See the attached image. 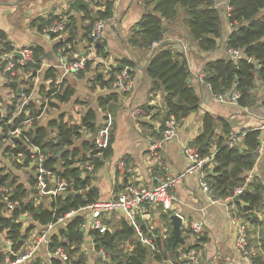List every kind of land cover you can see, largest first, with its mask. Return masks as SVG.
<instances>
[{"label":"trees","instance_id":"trees-1","mask_svg":"<svg viewBox=\"0 0 264 264\" xmlns=\"http://www.w3.org/2000/svg\"><path fill=\"white\" fill-rule=\"evenodd\" d=\"M227 2L232 7L230 15H227L225 9L221 10L224 8L223 0H144L146 8L149 10L137 22L129 41L132 45L140 47H151L153 41L159 42L148 61L147 69L153 79V87L164 86L167 92L165 97L166 116H172L176 124L200 106V98L189 81L191 71L185 52L175 48L172 43L164 42L168 30L166 21H175L180 10L186 15L190 36L198 48L205 51L218 46L222 35L224 15L232 25V30L226 40L227 50L239 49L241 56L239 58L229 56L208 63L205 66L204 79L215 94H226L234 89L240 91L241 96L238 104L242 107H249L257 103L253 89L257 80L264 84V0H227ZM85 10L90 18L85 36L90 40L89 32L95 22L99 19L108 20L113 16L114 3L112 0H107L102 8L92 11L90 7H85ZM71 19L70 16L66 20V29L71 26ZM45 24L43 22L40 28L43 29ZM72 40L73 38L70 37L64 41ZM98 42L100 43L97 46V53L105 56L103 43L101 40ZM63 44L62 40L57 39L54 47L58 48ZM0 48L4 53L14 50V46L2 31H0ZM32 48L35 61L27 63L24 70L34 73L41 67L44 60L49 58V55L43 45H34ZM250 59H254L255 62H250ZM121 62L129 67V72L133 76L134 62L129 59H123ZM90 65L91 61H88L86 68L76 75L82 77ZM61 69L57 65L43 66L41 81L35 92L30 94L31 87L25 90L27 95H31L26 109L13 117L10 123L7 121L11 118H0V126H3V130H12L25 119L30 117L35 119L41 113L42 109L35 107L33 96L36 97V94L46 96L51 105H55L56 101L65 103L74 100L75 85L73 81L71 82L67 75L60 81L58 80L62 76L63 69ZM120 70L121 68L116 64L111 68L108 77H105L103 73L99 74L98 71L93 73L92 78L95 77L94 80L99 82L102 88L108 90L96 96L97 105H90L86 109L82 114L81 122H74L70 114L60 112L46 123H33L34 126L24 130L30 138V143L43 151L47 148L51 151L46 153L44 165L57 177L66 179L67 184L61 193L51 195L34 190L38 180L36 173L30 174L29 181L31 183L26 185L23 181H18L13 176V172H6L4 166L0 165V222L3 228L8 229L7 234L13 241L15 251L23 246L31 230L37 227L41 229L70 209L87 206L98 198V190L91 187L92 175L111 155L112 138H109L107 147L100 148L96 145L93 136L98 131L101 121L108 119L106 115L99 116V109H114V104L119 98L120 93L117 89H109L115 79V72ZM46 81L49 82L46 84ZM6 84L14 87L7 81ZM47 86L49 87L47 88ZM15 93L18 98L21 96V92H18L16 88L14 89ZM262 103L264 104V99ZM14 104L15 102L8 106L10 110L14 109ZM218 122L222 125L223 134L216 139ZM84 131L90 133V138H83ZM233 133L232 127L226 119L217 118L210 112H205L203 130L192 144L198 148L202 156H207L211 153L212 144L216 139L217 149L211 159L214 166L211 171L207 172L205 180L213 188L215 194L220 197L233 194L238 185L246 183L244 191L238 195L239 200L235 201V204L239 213L243 214L242 217L245 219L247 217L251 222H254L256 218L252 216V212L258 210L264 201V182L256 176L247 181L246 173L256 164L262 133L258 128L244 129L237 134L243 135L241 143L231 146L225 135L231 136ZM77 139H80V144L75 143ZM4 150L9 154L13 151L25 154L24 162L16 163L17 165H30L31 152L23 140L8 143L4 146ZM87 161L94 164V170L90 173L85 169ZM49 186H52V183ZM76 191L79 193H75ZM45 197L49 198L48 202L45 201ZM6 198L17 202L9 216L5 214ZM28 215H31L34 223L24 227L23 223ZM82 222L83 216L77 214L70 218L64 227H59L51 234L49 250L53 251L61 246L66 249L68 254L67 259L52 257L51 264L81 263V259L71 260V246L75 247L72 250L74 251L80 248L84 241L85 231L80 227ZM133 233V229L127 223L116 231H91L96 248H104L110 252L112 261L108 264H146L150 250L143 241L137 239L131 251L122 247L120 239L130 238ZM173 240L174 235H171L168 240L160 238L155 240L153 257L157 261L167 259L170 252L172 255L170 264H181L182 261L176 259L177 246L172 249ZM3 258V253L0 252V263ZM252 258L256 264V257Z\"/></svg>","mask_w":264,"mask_h":264},{"label":"crops","instance_id":"crops-1","mask_svg":"<svg viewBox=\"0 0 264 264\" xmlns=\"http://www.w3.org/2000/svg\"><path fill=\"white\" fill-rule=\"evenodd\" d=\"M71 1L0 0V31L16 48L43 45L49 55L47 65L60 67L61 57L58 48L54 47L57 37L47 30L50 21L61 18L67 20L71 16V26L62 34L64 39L72 37L74 48L77 50H83L88 43V38L85 35L86 28L90 23L89 14L85 10V6H81L76 11L71 5ZM105 1L107 0H101L96 5L91 4L90 8L92 11L102 8ZM112 1L114 3L113 16L106 20L101 38L105 56L98 55L102 60L111 64H124L121 62L123 59L133 61L135 64L132 76L134 86L125 92L117 89L120 95L114 104V109H99V116L109 117V138H112V153L92 175L91 187L98 190L96 200L113 197L131 181L152 187L161 177L178 174L187 169L190 162L184 153V147L187 144H192L197 135L202 132L205 112H210L217 118L226 119L236 135L244 129L256 128L264 120V104L262 103L264 84H261L260 81L257 80L253 89L257 103L249 107L245 106L247 107L245 108L235 102L217 99L211 86L204 78L199 77L208 63L232 56L226 47V40L232 30V25L223 15L222 35L218 46L208 51L200 50L188 32L186 15L180 10L175 21H166L168 30L164 42L172 43L175 48L180 50H182V43L187 45L184 52L191 71L189 81L200 98V106L177 124V132L173 139L164 140L162 120L167 92L162 85L158 88L153 87V79L147 69L148 61L155 47L135 46L129 41L137 22L149 9L146 8L144 0ZM43 22L46 24L41 29L40 26ZM85 71L86 75L83 79L73 74H67L69 80L73 81L75 85L74 101L82 100L77 104L79 106V103H82L79 106L82 111L79 113L80 117L77 118L76 115L70 114L74 122H81L82 114L86 109L90 105H97L96 96L108 90L102 88L99 82L94 80L95 77L92 78L94 72L103 73L101 72L103 71L102 63L94 64L91 61L90 68ZM88 76L94 81L93 88L91 87L93 90L90 88V81L87 80ZM34 81L37 88L41 81V75L38 74ZM48 82L46 81V84ZM33 85L34 83H31L30 87ZM4 88L11 92V87L6 84V80L0 77V94ZM78 95L87 99H82ZM39 96L41 95L38 94L35 97V104L41 102H39ZM9 100L11 99L7 96V99L0 105L8 107ZM136 108L146 109L147 114L135 117L133 111ZM222 134V125L218 122L215 138H219ZM83 138H90V133L84 131ZM216 139L212 144L211 153L217 149ZM1 158L2 152L0 160H2ZM123 158L125 165L121 167L119 162ZM3 161L8 164V169L5 171L9 172V160L3 157ZM213 166V162L210 160L203 172L186 175L175 184L173 188L178 196V201L172 211H166L159 204H153L142 208L135 219H131L123 212H115L103 218V223L107 227L106 231L120 230L127 223L134 233L130 238L120 239L123 248L131 251L137 239L140 241L146 239L144 243L150 250L146 264H170L172 259L170 252L167 259L157 261L153 257V250L156 239L168 240L171 235H174L171 215L179 213L183 217L181 234L185 238V242L177 244L176 256H180L192 245L201 249L202 255L199 264H249L235 248L236 226L229 220L227 201L211 202L209 194L201 187V178L205 179L207 172L211 171ZM12 169L16 170L14 167ZM246 174V180L255 176L259 179L264 177V150L257 158L255 166ZM35 190L40 191L39 189ZM235 207L238 215L245 219L242 217L243 214L239 213L236 204ZM252 213L256 221L251 222L247 217L245 219L249 224V243L257 263L264 264V201L262 206ZM191 221L203 222L204 233L201 236L192 235L189 226ZM84 231L85 238L81 245L89 253L87 264H105V262L108 264L111 262L112 256L109 251L102 248L107 253L103 256L96 248L94 236L91 234V231H95V229L86 228ZM52 257L54 256H52L48 245L46 242H42L32 259L26 264H51ZM182 262L185 264L187 261Z\"/></svg>","mask_w":264,"mask_h":264},{"label":"built area","instance_id":"built-area-1","mask_svg":"<svg viewBox=\"0 0 264 264\" xmlns=\"http://www.w3.org/2000/svg\"><path fill=\"white\" fill-rule=\"evenodd\" d=\"M91 4L99 3L101 0H86ZM224 9L227 15H230L232 7L228 4L227 0H223ZM106 26V20L99 19L93 25L91 31L89 32L90 40H88L87 46L83 50H77L74 48L72 41H64L63 33L66 31V19H55L50 22L47 30L54 34L57 39L64 42L63 45L58 47V52L61 57L60 67L63 69L62 77L67 74L76 75L80 71L84 70L87 66L88 61H92L94 64L102 63L103 74L105 77L110 75L111 68L116 65V63H109L102 60L97 53V42L101 40L104 29ZM159 45L158 41H153L151 47H156ZM182 50L187 49V45L182 43ZM230 54L239 58L241 56V51L239 49H230ZM19 54V55H18ZM35 61L34 49L32 46L14 47L12 52H1L0 48V77L4 78L7 82L18 80V87H11L12 94H14V89L16 88L18 92H21V96L18 102L14 104L13 116H17L21 111H24L28 105L31 95L35 92L36 82L31 86V95H27L25 90L30 88L32 80L37 79L38 74L43 69L44 64L40 68L34 71H25L24 66L27 63ZM129 67L121 68L120 71L115 72V79L112 82L111 89H119L120 91H129L134 86V79L129 72ZM9 71V74H7ZM205 72L202 71L199 75L200 78H204ZM38 94H36L37 96ZM241 96L240 91L237 89L231 90L226 94L218 93L216 94L217 99L221 101H229L238 103L239 97ZM1 97V94H0ZM14 95L12 96V98ZM35 98V96H33ZM14 101L9 100V105H12ZM1 104V102H0ZM247 108V107H245ZM163 120H162V135L164 140H171L175 137L177 132V124L172 116H166V106L163 107ZM135 117H142L147 114L146 109L136 108L134 111ZM34 117H30L22 121L17 127L8 131L7 142L13 143L17 140H23L26 143L28 149L30 150V162H32L33 173H36L38 180L34 189H39L42 192H46L51 195H56L61 193L67 181L65 178H59L53 172L49 171L45 165V159L47 154L43 152L38 146L30 143V138L24 130L32 126ZM109 119V117H108ZM103 120L98 131L95 133L94 139L95 143L100 148H105L109 142L110 135V122L109 120ZM11 120V119H10ZM9 120V121H10ZM26 125L27 127H24ZM256 128H258L261 133V143L258 147V157L262 154L264 150V120ZM17 138V139H15ZM243 138V135L238 136L235 133L231 135L228 143L232 145L237 144V140ZM14 145V144H13ZM1 153V148H0ZM184 153L189 159V166L183 172L178 174H168L161 177L158 182L152 187L143 186L136 181H131L127 183L121 190H119L113 197L109 199H98L87 206L81 207L79 209H70L66 213L58 216L55 221H51L49 224L43 226L40 232L35 234L32 238L25 239L23 246L15 251L13 249V241L9 238L7 228H3L0 222V252L3 253V260L0 264H26L29 262L36 251L39 249L42 242H46L49 245L50 236L55 232L57 226L64 227L68 220L77 214L83 215V222L80 227L82 229L90 228L91 230H98L100 232L106 231L107 227L103 223V218L109 214L115 212H123L127 214L131 219H135L137 214L142 208L146 206L159 204L166 211H172L178 201V196L174 191V186L178 183L184 176L203 172L206 164L212 159L213 153L207 156H202L198 148L193 144H187L184 147ZM12 158L16 162L23 163L25 159V154L14 151L10 153ZM119 165L122 167L125 165V159H121ZM85 169L87 172H92L94 170V164L91 161L85 163ZM250 180L249 178L247 181ZM54 184L51 188L49 185ZM201 187L204 191L209 194L210 200L213 203H217L221 200L227 201V214L229 220L233 225L236 226V238H235V248L236 250L248 261L249 264H255L253 261V253L249 243L248 221L241 218L235 207L234 198L242 193L245 189L246 183L238 185L234 189V193L227 195L225 197H220L215 194L213 188L204 179L201 178ZM16 201H11L6 198V215L9 216L12 209L16 206ZM27 215V213H25ZM182 217V216H181ZM183 221V217H182ZM190 230L193 236L199 237L204 233V224L201 221H191ZM144 239L143 242H145ZM69 244V241H67ZM26 243V245H25ZM52 256L59 257L61 259H67L68 254L64 247H57L55 250L51 251ZM101 255H107L106 251L102 248L99 249ZM188 255V260L185 264H199L201 259V249L196 246L188 248L187 252H182V255Z\"/></svg>","mask_w":264,"mask_h":264},{"label":"rangeland","instance_id":"rangeland-1","mask_svg":"<svg viewBox=\"0 0 264 264\" xmlns=\"http://www.w3.org/2000/svg\"><path fill=\"white\" fill-rule=\"evenodd\" d=\"M48 63H49L48 62V59H45L43 64L44 65H47ZM85 72L86 71H84L83 76L82 77H79V78L83 79L85 77V75H86ZM40 75H41V71H40ZM87 80L90 81V83H91V84H89L90 85V88L91 87L93 88L92 85H93L94 81H92V79H91L90 76L87 77ZM32 81H33L32 83H34V80H32ZM13 95H14V97L12 98ZM7 96L10 97V99L12 101H14V99H15L14 102H18V99L19 98H18L17 94L16 93L15 94H12V91L9 92V90L7 88H4V89L1 90L0 102L3 103L7 99ZM26 96H27V94H26ZM40 97H41V100H40ZM78 97H80V95H78ZM80 98L87 99L84 96H82ZM38 99H39V102L41 101L40 102L41 104L40 103H37L35 105V107L37 109L41 108L42 111H41V113L39 115L36 116L35 119H33V123L34 124H44L50 118L57 116L60 112H65V113H68V114L76 115L77 118L80 117L79 113L82 112L79 109V106L82 103H79V106L77 105L78 102H81L82 101V100L79 101V99H78V102L77 103L74 100H71V101H68V102H65V103L57 102L56 101V104L55 105H51L50 102L48 101V98L46 96H44V95L39 96ZM14 110H15V108L13 110H10L9 107H6V105L5 106L4 105L3 106L0 105V118H2V117H7L8 118L9 117V118H11V120L10 121H7V122L10 123L12 121V118L14 117L13 116ZM33 123H32V126H34ZM24 127H27V126L24 125ZM51 135L52 136L54 135L53 132H52ZM7 136H8V131L3 130V126H0V137H1V140H0V148H1V152H2V158H1L2 160H0V165L4 166V169L7 170L8 169V164H5L4 163L3 157L5 159H8L9 160V172H13L12 173L13 176L16 177L18 179V181H23L24 183H26V185H29L31 183V181H29L30 174L33 173V170H32V168L30 169V166H28L26 164L25 165H17L16 161L14 160V158H12L11 154H9V152H7V151L4 150V146L8 144V142H7ZM228 136L226 135L227 139L230 140L231 136H229V138H228ZM241 139H238L237 140V144L241 143ZM78 142H80V139H77L75 143L77 144ZM45 151H43V152H45V153L51 152L49 150V148L45 149ZM29 163L32 166V162L29 161ZM12 167H14V169H16L17 171L16 170H13ZM263 178L264 177H261L260 179L264 182V179ZM53 187H54V184L51 186V188H53ZM46 200L48 202L49 201V198L48 197H45V201ZM32 223H34V220L32 219L31 215H28L25 218L23 225H24V227H26V226H28L29 224H32ZM58 228H59V226H57V229ZM40 230H41L40 227H37V228L31 230V232L26 237V240L28 238H32L35 234L38 235V233L40 232ZM74 248L75 247L72 245L71 246V253H72L71 254V260L74 261V260L81 259L82 261H81L80 264H87L86 261L89 260V253L86 252L87 250L86 249H83L82 245H81L80 248L72 251ZM187 251H188V248L185 250V252H187ZM81 253H83V254L80 255ZM187 257H188L187 254L186 255L183 254L181 259L178 256H176V259L178 261H187L188 260ZM106 263L107 262H105V264ZM160 264H162V263H160ZM181 264H183V263L181 262Z\"/></svg>","mask_w":264,"mask_h":264},{"label":"water","instance_id":"water-1","mask_svg":"<svg viewBox=\"0 0 264 264\" xmlns=\"http://www.w3.org/2000/svg\"><path fill=\"white\" fill-rule=\"evenodd\" d=\"M71 5L74 7V9L76 11H78L81 6L90 7L91 6V3H89L86 0H72L71 1ZM221 10L223 11L224 8H221ZM99 43L100 42H98V45L97 46H99ZM250 62L254 63L255 60L254 59H250ZM118 66L120 68H125L126 67L125 64H119ZM7 74H9V71H7ZM18 83H19L18 80H14V81H11L10 82V84L12 86H15V87H18L19 86ZM18 90H20L19 87H18ZM239 133H241V132L239 131L238 134ZM15 139H17V138H15ZM75 193H79V192L76 191ZM234 200L235 201H238L239 200V197L236 196L234 198ZM171 219H172V223H173V233H174V240L172 242V249H175L178 243H180V242L181 243H184L185 242V238L181 234V225H182V217H181V215L179 213H173L171 215Z\"/></svg>","mask_w":264,"mask_h":264}]
</instances>
